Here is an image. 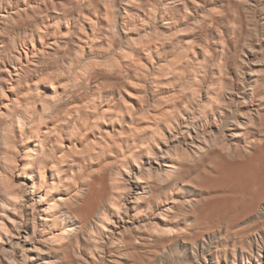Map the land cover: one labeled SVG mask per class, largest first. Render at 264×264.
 Instances as JSON below:
<instances>
[{"label":"clouds","instance_id":"1","mask_svg":"<svg viewBox=\"0 0 264 264\" xmlns=\"http://www.w3.org/2000/svg\"><path fill=\"white\" fill-rule=\"evenodd\" d=\"M240 166L264 249V0H0V264H209Z\"/></svg>","mask_w":264,"mask_h":264},{"label":"bare ground","instance_id":"2","mask_svg":"<svg viewBox=\"0 0 264 264\" xmlns=\"http://www.w3.org/2000/svg\"><path fill=\"white\" fill-rule=\"evenodd\" d=\"M254 171L255 170L251 166L225 168L222 175L217 180L211 182L212 185L218 187L210 190L212 199L201 211V216L209 220L217 221L220 227L213 229V234L205 236V239L208 241L206 247L211 246L212 240L221 232L222 227L225 231L223 239L217 243L215 247L214 255L210 257L204 252V255L209 260V264H213L214 261H218V264H264V249L256 247L255 250V242L252 238L246 241L230 235L229 228L224 223L228 215L233 211V201L229 198L230 193L222 189L231 185L236 189L243 190L249 178L254 174ZM246 220V216L241 217V223ZM229 239H233L232 245ZM237 247H241L242 251L246 254L244 258L239 259L237 257ZM180 248L184 258L189 249L193 254L194 250L187 246L181 245ZM221 253H223V255H221ZM188 261L190 260L188 259Z\"/></svg>","mask_w":264,"mask_h":264},{"label":"rangeland","instance_id":"3","mask_svg":"<svg viewBox=\"0 0 264 264\" xmlns=\"http://www.w3.org/2000/svg\"><path fill=\"white\" fill-rule=\"evenodd\" d=\"M224 231H225V229L222 227L221 228V232L217 235V237L215 239L212 240L213 242H212L211 246L207 247V251L205 253L208 256L212 257L214 255L215 247H216L217 243H219L223 239ZM229 240H230V244L232 245L233 244V242H232L233 239H229ZM254 245H255V250H256V247H257L256 246V243H254ZM236 253H237V257L239 259H242V258H244L246 256V254L242 251V248L241 247H237ZM188 259L190 261L193 259V254H192V252H191L190 249L186 253V256H185V260L188 261Z\"/></svg>","mask_w":264,"mask_h":264}]
</instances>
